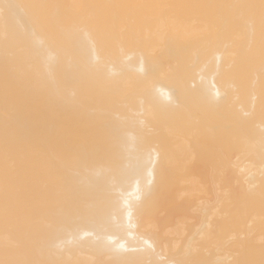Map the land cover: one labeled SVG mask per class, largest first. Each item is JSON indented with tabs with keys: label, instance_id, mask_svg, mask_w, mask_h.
<instances>
[{
	"label": "bare ground",
	"instance_id": "6f19581e",
	"mask_svg": "<svg viewBox=\"0 0 264 264\" xmlns=\"http://www.w3.org/2000/svg\"><path fill=\"white\" fill-rule=\"evenodd\" d=\"M0 262L264 264V0H0Z\"/></svg>",
	"mask_w": 264,
	"mask_h": 264
},
{
	"label": "snow or ice",
	"instance_id": "6c2138e0",
	"mask_svg": "<svg viewBox=\"0 0 264 264\" xmlns=\"http://www.w3.org/2000/svg\"><path fill=\"white\" fill-rule=\"evenodd\" d=\"M0 264H3V262H0Z\"/></svg>",
	"mask_w": 264,
	"mask_h": 264
}]
</instances>
